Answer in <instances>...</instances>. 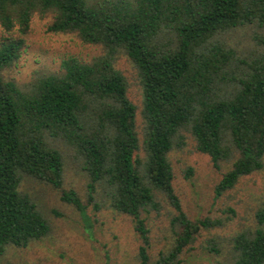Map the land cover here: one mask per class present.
Listing matches in <instances>:
<instances>
[{
    "label": "trees",
    "instance_id": "trees-1",
    "mask_svg": "<svg viewBox=\"0 0 264 264\" xmlns=\"http://www.w3.org/2000/svg\"><path fill=\"white\" fill-rule=\"evenodd\" d=\"M49 13L47 30L75 34L103 53L66 56L59 70L19 86L1 71L17 57L22 40L0 41V254L47 234L49 225L19 189L23 178L61 188L64 161L73 156L94 193L132 219L140 244L138 264H172L203 229L220 220H190L173 192L168 153L189 134L214 168L230 167L214 186L219 196L241 176L262 167L264 155V56L236 50L225 34L264 27V0H0V26L20 32L32 14ZM134 67L141 86L140 135L117 53ZM189 171V170H188ZM163 196L173 208L171 249L150 259L148 229L140 212L157 211ZM60 200L84 213L74 190ZM255 227L232 237V264H264V208Z\"/></svg>",
    "mask_w": 264,
    "mask_h": 264
},
{
    "label": "rangeland",
    "instance_id": "rangeland-1",
    "mask_svg": "<svg viewBox=\"0 0 264 264\" xmlns=\"http://www.w3.org/2000/svg\"><path fill=\"white\" fill-rule=\"evenodd\" d=\"M50 21L49 13H34L23 32L17 24L9 32L0 26V41L4 36L22 40L17 57L1 71L3 79L21 86L37 75L59 70L63 57L89 60L103 53L101 46L82 43L75 34L48 31ZM225 41L236 50L254 48L264 56V27L234 28L225 34ZM114 65L125 77L126 95L135 106V130L140 135L143 120L139 80L122 53H117ZM184 135L183 146L168 153L173 192L188 219L208 217L220 220V224L201 230L172 264H232V237L252 230L256 225L254 212L264 208V155L259 170L241 176L232 188L216 196L214 186L230 162L214 168L209 157L195 149L192 137ZM61 148L64 170L59 190L30 178H23L19 186L46 219L49 231L25 247L6 246L0 254V264H138L136 250L140 240L132 228V219L111 210L96 193L94 202L98 209H93L86 201L85 175L76 167V161V166L73 164V156ZM68 189L74 190L85 206L83 214L60 200V192ZM158 200L157 211L139 214L148 229L150 259L170 250L173 238L168 221L174 210L163 196L158 195Z\"/></svg>",
    "mask_w": 264,
    "mask_h": 264
}]
</instances>
